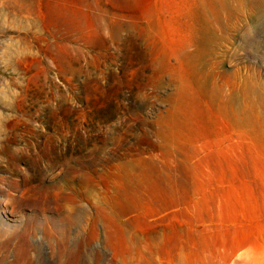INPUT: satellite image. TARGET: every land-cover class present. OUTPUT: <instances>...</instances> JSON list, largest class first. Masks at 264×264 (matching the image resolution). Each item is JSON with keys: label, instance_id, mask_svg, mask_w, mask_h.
<instances>
[{"label": "rangeland", "instance_id": "374dc122", "mask_svg": "<svg viewBox=\"0 0 264 264\" xmlns=\"http://www.w3.org/2000/svg\"><path fill=\"white\" fill-rule=\"evenodd\" d=\"M0 264H264V0H0Z\"/></svg>", "mask_w": 264, "mask_h": 264}, {"label": "bare ground", "instance_id": "6f19581e", "mask_svg": "<svg viewBox=\"0 0 264 264\" xmlns=\"http://www.w3.org/2000/svg\"><path fill=\"white\" fill-rule=\"evenodd\" d=\"M27 55V54H26ZM42 155V154H41ZM214 156V155H213ZM215 157V156H214Z\"/></svg>", "mask_w": 264, "mask_h": 264}]
</instances>
